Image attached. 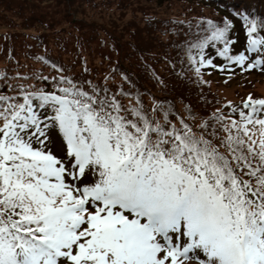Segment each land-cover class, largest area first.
<instances>
[{"label":"snow or ice","instance_id":"6c2138e0","mask_svg":"<svg viewBox=\"0 0 264 264\" xmlns=\"http://www.w3.org/2000/svg\"><path fill=\"white\" fill-rule=\"evenodd\" d=\"M224 8L177 29L178 47L197 74L264 68V16ZM31 58L38 68L0 72V264H264V99L197 121L190 106L146 104L126 72L99 82Z\"/></svg>","mask_w":264,"mask_h":264},{"label":"trees","instance_id":"16d2710c","mask_svg":"<svg viewBox=\"0 0 264 264\" xmlns=\"http://www.w3.org/2000/svg\"><path fill=\"white\" fill-rule=\"evenodd\" d=\"M225 4L254 8L264 16V0H0V72L13 76L38 68L31 54L46 53L73 72L86 66L99 82L113 69L116 81L126 72L146 104L151 94L181 112L190 106L197 121L217 109L227 116V102L242 109L249 94L264 99V93L257 94L247 85L253 72L242 74L247 81L241 84L249 88L242 98L225 97L204 77V72L219 68L201 67L197 74L186 51L178 47L184 36L176 35L177 29L187 31L188 21L230 16ZM236 27L232 38L236 49L242 50L238 46H246L245 33L238 21ZM17 60L27 68L17 69ZM0 91L7 92L3 78ZM233 118L240 119L238 112ZM250 135L259 141V131Z\"/></svg>","mask_w":264,"mask_h":264},{"label":"rangeland","instance_id":"374dc122","mask_svg":"<svg viewBox=\"0 0 264 264\" xmlns=\"http://www.w3.org/2000/svg\"><path fill=\"white\" fill-rule=\"evenodd\" d=\"M213 60L216 61L218 64H223L224 60L223 58L216 57L213 55ZM216 71H209V72H204V77L209 80H212L211 84L216 88V90L222 94L225 97H228L230 99L237 98L238 96L243 97V92L245 90H248L249 88L242 86L241 81H247V80H242V74L239 72H228V71H221L216 69ZM239 71V70H238ZM219 73V74H218ZM232 74L231 76L226 77V75ZM264 74L258 75V74H253L251 76L252 82L250 80V83H247L251 87V89L257 93V94H263L264 93ZM222 79H224L222 81ZM259 79V81H258ZM227 81V82H226ZM240 98V99H241ZM250 128L252 127L249 125ZM259 131L258 128L254 130V132ZM54 147L53 151L56 152L58 155L61 154L60 149H59V144H60V139L59 136L57 135L54 137Z\"/></svg>","mask_w":264,"mask_h":264}]
</instances>
